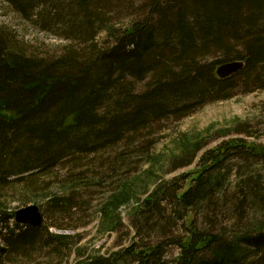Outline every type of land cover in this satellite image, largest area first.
<instances>
[{
    "label": "trees",
    "instance_id": "trees-1",
    "mask_svg": "<svg viewBox=\"0 0 264 264\" xmlns=\"http://www.w3.org/2000/svg\"><path fill=\"white\" fill-rule=\"evenodd\" d=\"M26 1L10 4L30 23L43 16L47 26L58 24L85 45L74 47L68 38L60 54L38 56L14 34L0 31V264H167L165 243L150 246L141 237L142 230L170 237L159 221L149 223L163 213L160 201L166 199L181 220L188 212L194 217L188 216L182 224L185 234L174 240L175 264H264V182L255 176L259 170L253 171L264 167V148L247 140L252 135L247 123L194 142L179 141V155L169 159L173 171L195 162L199 167L180 176L182 183H159L143 199L129 183L103 199L96 236L117 232L123 225L119 210L139 204L130 220L135 235L119 249L103 252L84 242L86 224H70L84 208L74 185L46 198L40 207L42 227L17 224L11 208L14 194L31 199L60 167L76 171L92 155L148 134L170 116L185 117L195 105L228 99L240 87L264 89V0H143L139 19L124 27L112 22L116 12L127 10V0H103L95 10L92 0H39L41 11L31 17L37 0ZM100 33L109 41L104 47L96 42ZM234 61L243 63L237 73L216 76L217 66ZM215 134L232 137L207 148ZM232 174L241 194L236 219L247 207L250 227L261 229L256 236L236 234L229 241L197 229L193 210L217 209L214 197L226 196ZM144 175L149 182L158 177L153 167ZM76 176L87 188L90 182L79 180L85 172ZM54 215L69 222L58 223Z\"/></svg>",
    "mask_w": 264,
    "mask_h": 264
},
{
    "label": "rangeland",
    "instance_id": "rangeland-1",
    "mask_svg": "<svg viewBox=\"0 0 264 264\" xmlns=\"http://www.w3.org/2000/svg\"><path fill=\"white\" fill-rule=\"evenodd\" d=\"M22 1L27 4L26 0ZM59 1L69 3V0ZM102 1L92 0L91 8L94 9L96 5L97 9ZM127 1V10L121 9L113 16L112 24L115 27H124L130 21L139 19L141 15L140 6L143 0ZM32 5L34 9L28 13L30 17L32 13L33 15L37 12L40 13L42 2L37 0ZM0 31L14 34L18 42L29 53H35L38 56L51 57L60 54L64 47L68 45V40L70 39H73L70 41L74 47L85 45L82 41L75 38V36L71 34L67 35L61 31L58 24L47 26L43 16L35 24L30 23L23 15L15 11L14 6L10 4V0H0ZM96 42L99 47H104L109 41L104 39L103 33H100L96 38ZM212 55H207V58H211ZM142 87L143 83L137 84L136 90L140 91ZM186 114L188 115L180 119H175V117L170 116L167 120L154 125L150 133L143 132L141 135H137L130 143H126V140L120 141L114 149L105 150L102 155H92L88 160H84L78 166L79 168L75 169L76 171L72 170L73 167L71 168L69 165L60 167L52 175L54 177L56 176L55 179L52 181L45 179L44 182L43 180L39 182L38 187L48 182L45 185L47 188L44 191L40 189L41 191L30 196L31 199L26 201L18 193L13 196L10 195L15 200L11 203V208L14 212L29 205H36L40 209L49 195H61L69 185H74L83 197L84 208L82 217H79L80 215L77 217L74 216L76 221L70 224L72 226L87 225L84 229L86 235L84 242L90 240L93 243L92 245H95L97 248L101 247L103 252H109L111 249H119L120 247L127 246L130 239L135 235V231L131 228L130 220L134 214V210L139 207L136 201L130 202L127 206L119 210L123 225L117 232L104 236H96L100 218L98 207L102 200H105L119 186L133 183L137 188L136 193L143 199L159 183H163L164 181L173 182L175 180L182 183L180 176L186 172L199 170V167L196 166L197 162H195L189 167L173 171L174 169L172 163H169V159L171 156L179 155L182 143L194 142L204 136L207 137L214 133L231 130L234 124L239 122L247 123L252 130V135L251 137H247V140L264 148V89L245 90L243 87H240L235 89L228 99L209 102L203 106L195 105L188 109ZM231 137V135L220 137L215 134L208 140L207 148L216 147ZM179 141H181V145L178 144L180 143ZM147 155H149L148 158ZM152 157H154L152 160L153 163L150 162ZM161 164H163L162 167H160ZM151 165L153 171L158 174V177L156 181L149 182L144 174L152 168ZM79 170L85 172V176L79 180L85 183L90 182L87 188L80 186L78 183L76 173ZM263 170L264 167L261 170L258 166H254L253 168L254 172L256 171L257 174L260 173L255 176L260 177L259 180L261 182H264ZM226 183L228 188L226 196L214 197V200L217 201L215 203L217 204V209L206 206L202 207L203 209L198 208V210H193L196 216V228L214 231L216 234L223 235V239L229 241L236 234L242 235V233H248V235L256 236L261 228L255 226L250 227V214L248 213L249 209L247 207L240 211L241 213L243 212L242 218L240 220L236 219L238 209L235 208L237 205L235 201L241 200V194L234 187V174L228 176V182L226 181ZM144 189L147 191L145 192ZM257 192L260 194L259 189ZM160 204V210H163V213L158 214L149 223L155 224L159 221V225L165 227L167 229L165 231L171 234L170 237H163L160 231L149 233L143 230L141 237L143 243L150 242V246L164 242L166 247L163 251V259L167 261V264H175L174 260L178 253V247L174 240L185 234L182 224L185 220L188 221V216L194 217L192 212H188L182 220L178 218L176 208L169 199L160 201ZM206 214L208 215L206 216ZM54 217L58 223L61 221L69 222V219L64 220V218L57 215H54ZM223 227L227 228L226 232H223ZM81 230L79 229V231ZM51 231L58 232L59 230L51 228ZM117 244L120 246L118 247ZM2 248L3 245L0 243V249ZM248 259H250L249 256Z\"/></svg>",
    "mask_w": 264,
    "mask_h": 264
},
{
    "label": "water",
    "instance_id": "water-1",
    "mask_svg": "<svg viewBox=\"0 0 264 264\" xmlns=\"http://www.w3.org/2000/svg\"><path fill=\"white\" fill-rule=\"evenodd\" d=\"M243 67L240 61L225 63L215 70L218 78H226L237 73ZM14 221L20 225H28L31 227H42L44 219L40 209L36 205H29L25 208L14 212Z\"/></svg>",
    "mask_w": 264,
    "mask_h": 264
}]
</instances>
